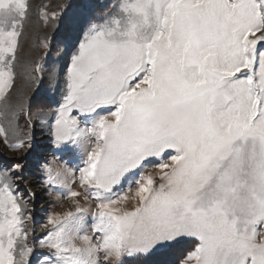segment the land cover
<instances>
[{"label": "snow or ice", "instance_id": "obj_1", "mask_svg": "<svg viewBox=\"0 0 264 264\" xmlns=\"http://www.w3.org/2000/svg\"><path fill=\"white\" fill-rule=\"evenodd\" d=\"M61 8L43 16L56 22L61 62L45 68L56 38L45 37L24 73L60 94L57 146L89 145L75 169L35 162L74 210L49 214L32 243L35 193L20 191L31 127L19 134L32 111L18 84L30 5L0 0V142L16 153L0 160V264H33L37 249L35 264H170L181 245L176 264H264V0ZM137 174L136 204L124 207L129 195L113 189Z\"/></svg>", "mask_w": 264, "mask_h": 264}, {"label": "rangeland", "instance_id": "obj_2", "mask_svg": "<svg viewBox=\"0 0 264 264\" xmlns=\"http://www.w3.org/2000/svg\"><path fill=\"white\" fill-rule=\"evenodd\" d=\"M103 2L111 6L117 3L118 0H103ZM28 3L30 5V11L29 18L25 21L24 25V37L21 40L23 51L21 54L22 64L19 69L18 84L29 98L32 117L30 121L27 117L20 118L19 125L21 132L19 134L22 135L28 132L30 126L33 139L32 150L28 157L30 165L26 169V179L24 180V184L20 186V191L24 193L26 199H28V195L25 190V185H27V188L31 192L35 193L34 199L30 200V206L34 207V222H28L27 224V227L35 229V232L29 236V240L35 243L43 231H45L44 225L47 223L49 214L62 213L70 209L74 210L72 201L66 197L63 188L58 186L45 188L42 185L43 175L35 162L39 160L43 164L45 161H49L52 162L54 168L75 169L81 166V161L84 158L89 141L84 140L76 147L72 145H68L67 147L57 146L52 129L54 126L55 112L58 107L56 101L60 100V94L50 86L47 78L44 79L39 91H36V85L32 84L28 76L24 73V62L38 60L47 51L41 44V41L45 37L49 39L53 36L56 37L52 40L50 54L46 60L42 61L45 68H51L54 63L59 64L61 62L58 56L63 49V44L60 40V34L56 32V22L48 21L46 23L43 16L45 13L50 14L53 11L58 15L61 14V6L65 3V0H28ZM40 109H43V111H39ZM15 154L3 142H0V160H5ZM145 171L152 172L155 169L149 165ZM138 178L139 174L129 176L113 189V193L116 196L122 194L129 195L130 199L124 202V207L131 208L136 204L135 199L131 197L134 195L136 187L134 181ZM156 179L157 183H159V177ZM74 187L76 190H81L78 184L74 185ZM129 188L133 191L129 192ZM80 202L82 205L86 203L83 200V194ZM87 204H91L94 209L93 201L89 200ZM92 224L93 218L89 213L85 220V228L89 235H91ZM83 234L82 232L81 235ZM184 249L185 246H178L168 258L170 264H176V261L180 258L181 251ZM40 251V249H37L36 254L33 255V264H35L36 256L39 255Z\"/></svg>", "mask_w": 264, "mask_h": 264}]
</instances>
